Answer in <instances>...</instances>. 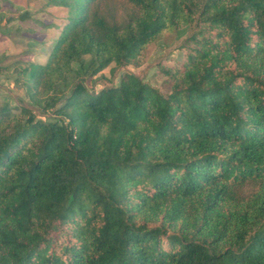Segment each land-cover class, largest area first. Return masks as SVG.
Here are the masks:
<instances>
[{
    "label": "trees",
    "instance_id": "1",
    "mask_svg": "<svg viewBox=\"0 0 264 264\" xmlns=\"http://www.w3.org/2000/svg\"><path fill=\"white\" fill-rule=\"evenodd\" d=\"M108 1L46 0L56 40L19 71L37 113L0 104V264H264V0ZM186 26L158 86L86 87Z\"/></svg>",
    "mask_w": 264,
    "mask_h": 264
},
{
    "label": "rangeland",
    "instance_id": "2",
    "mask_svg": "<svg viewBox=\"0 0 264 264\" xmlns=\"http://www.w3.org/2000/svg\"><path fill=\"white\" fill-rule=\"evenodd\" d=\"M16 9H7L0 20V104L22 103L36 109L25 96L22 81L26 79L20 71L24 63H45L57 37L54 28H40L34 21L54 22L60 24L64 11L57 7H46V0H12ZM118 20H123L131 11L126 0H109L108 6ZM29 13L30 19L22 20V13ZM192 30L186 26L173 32L163 33L147 49L146 58L140 67L116 66L110 64L106 69L92 78L85 77L86 87L97 92L102 87L117 85L123 73H132L152 86H158L155 73L157 65L173 66L183 59L182 44ZM81 77L78 64L73 63L71 72L66 74L58 84L61 92H67L72 84ZM250 187L244 189L249 192Z\"/></svg>",
    "mask_w": 264,
    "mask_h": 264
},
{
    "label": "crops",
    "instance_id": "3",
    "mask_svg": "<svg viewBox=\"0 0 264 264\" xmlns=\"http://www.w3.org/2000/svg\"><path fill=\"white\" fill-rule=\"evenodd\" d=\"M14 4L15 3H13V1L12 0H0V20L2 19V15H3V13L7 10V9H9V10H11V9H16L15 7H14ZM29 14V13H28ZM30 18H31V15H30ZM30 18H28V19H30ZM35 23L37 22V21H34ZM1 25V24H0ZM39 26V25H38ZM1 27V26H0ZM40 27V26H39ZM41 28V27H40ZM1 29H0V33H1Z\"/></svg>",
    "mask_w": 264,
    "mask_h": 264
}]
</instances>
